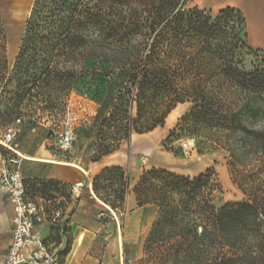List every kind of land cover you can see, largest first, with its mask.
<instances>
[{"label": "trees", "instance_id": "1", "mask_svg": "<svg viewBox=\"0 0 264 264\" xmlns=\"http://www.w3.org/2000/svg\"><path fill=\"white\" fill-rule=\"evenodd\" d=\"M191 1L79 0L53 5L35 0L11 75L0 77L5 82L0 103L6 106L0 128L24 117L26 109L33 114L46 104L57 110L71 92L80 90L104 113L95 163L115 153L135 131L143 135L163 127L170 113L187 103L193 109L179 127L188 122L215 124L228 135L241 133L264 145V127H248L264 121V69L243 67L251 52L243 13L226 8L214 15L189 9ZM79 62L81 72L76 70ZM134 107L137 120L132 123ZM33 181L38 182L33 188L43 192L62 188L64 199L70 200L68 185ZM93 181L100 201L112 210L117 202L123 208L129 191L123 168H105ZM114 181L116 201L99 197V183L114 188ZM25 185L29 195L31 186L27 181ZM215 188L210 169L193 179L166 169L140 177L133 193L139 208H158L146 245L153 253L164 251L160 262L264 264V208L242 203L217 209L209 194ZM68 244L60 264L70 252Z\"/></svg>", "mask_w": 264, "mask_h": 264}, {"label": "rangeland", "instance_id": "2", "mask_svg": "<svg viewBox=\"0 0 264 264\" xmlns=\"http://www.w3.org/2000/svg\"><path fill=\"white\" fill-rule=\"evenodd\" d=\"M59 1L77 3L79 0H41V3L56 5ZM33 6L32 0H0V77L8 78L11 75ZM188 8L192 9L191 2ZM248 44L251 52L244 57V69L247 71H252L256 67L264 69V50L252 47L249 41ZM81 51L80 49L78 53L80 54ZM82 66L83 64L79 62L76 70L81 72ZM4 84L5 82L0 81V93ZM15 85L13 83L8 91L13 92ZM192 109V104H180L167 117L163 127H158L151 133L143 132V135L149 134L158 151L169 156L156 166L151 163V160L146 163L140 157V163H143V174L152 169H166L178 176L193 179L192 168L198 163L201 166L208 163L212 170V179L218 185L212 193L209 192L210 199L217 209L242 203L264 208V145L241 133L228 135L215 124L204 123L194 126L193 123L188 122L187 125L183 124L179 127L181 120L191 113ZM5 111L6 106L1 102L0 114ZM102 114L104 115L102 107L96 100L80 90H75L64 99L57 110L48 108L46 104L33 114L26 109L24 120L47 125L48 133L59 131L69 120L78 136L69 158L76 163H95ZM130 117L132 123L137 120L135 107L131 110ZM15 121L16 119L8 123L12 125ZM2 123L4 122L0 120V124ZM248 127L259 131L263 129L264 121L248 123ZM138 135L135 131L129 140L120 143L119 149L112 155L127 154V148L130 147L132 139ZM66 161L69 162V160ZM125 176L129 179L130 186L131 178L126 171ZM139 180L132 188H129L128 194H131V190H134ZM27 183L31 186L29 198L44 207L46 211H48L47 202L49 201H62V208L66 207L65 203L70 202L68 199H63L65 191L62 188H59V192L53 189L43 192L38 187V190L33 188V185L38 182L27 181ZM99 186V197L116 201L114 194L118 190L116 181L113 183L114 188H108L110 184L104 182H100ZM126 201L123 208L117 202L116 210L108 206H102L99 209L96 215L97 222L94 225L96 235L92 250L94 263L118 264L120 261L123 264H164L158 260L164 251L153 253L152 249L146 245L152 228L151 219L154 223L158 216V208L154 205L139 208L136 204L134 209H130ZM66 235L71 250L74 237L69 227H67ZM55 241L60 243L61 240L58 237ZM66 256L63 257L64 261Z\"/></svg>", "mask_w": 264, "mask_h": 264}, {"label": "crops", "instance_id": "3", "mask_svg": "<svg viewBox=\"0 0 264 264\" xmlns=\"http://www.w3.org/2000/svg\"><path fill=\"white\" fill-rule=\"evenodd\" d=\"M34 1L32 0L33 3ZM191 7L207 10L214 15L226 8L240 10L246 19L250 45L264 50V0H192ZM16 128L18 131L16 142L19 152L24 158L20 170L25 181L54 180L66 184L70 188L80 186L78 192L70 196V202L65 203L64 212L67 225L71 229L74 240L64 264H95L92 250L96 237L94 230V225L97 222L96 215L102 206H107L94 193V177L105 168L119 166L130 175L132 184L129 188H132L144 172L140 157L146 163L151 160V163L156 166L160 164L161 160L168 159L169 156L158 151L149 134H145L132 139L130 147L127 148V154H114L103 158L98 163H76L69 158L74 148L70 153L65 154L53 147L50 140L51 133H48L47 125L24 120V123ZM2 166V151L0 149V169ZM192 169L191 176L196 177L208 171L210 165L206 163L201 166L198 163ZM126 204L130 209L136 207V198L132 190L131 194H128ZM14 212L15 208L8 196L0 192V264L6 259L13 240L12 219ZM150 225L151 227L153 225L152 219ZM38 229L44 240H49L52 237V227L47 218ZM66 244L67 238L64 237L61 252L65 249ZM118 264L123 263L119 261Z\"/></svg>", "mask_w": 264, "mask_h": 264}, {"label": "built area", "instance_id": "4", "mask_svg": "<svg viewBox=\"0 0 264 264\" xmlns=\"http://www.w3.org/2000/svg\"><path fill=\"white\" fill-rule=\"evenodd\" d=\"M23 123L24 117H20L12 125L0 128L3 163L0 169V192L8 196L15 208L12 219L13 240L2 264H60L64 229L68 227L66 214L61 207L62 201L47 202L48 211H46L28 196L20 170L24 158L16 142L18 132L16 127ZM77 139V133L69 120L59 131H52L50 135L53 147L65 154L72 151ZM79 188V185L71 187L68 193L71 196L77 193ZM46 218L52 229L59 231V233L53 232L52 235L58 236L61 239L60 243L44 240L41 237L38 228Z\"/></svg>", "mask_w": 264, "mask_h": 264}]
</instances>
